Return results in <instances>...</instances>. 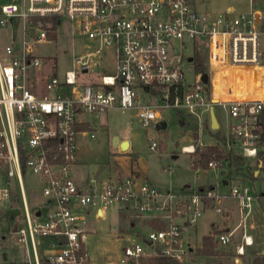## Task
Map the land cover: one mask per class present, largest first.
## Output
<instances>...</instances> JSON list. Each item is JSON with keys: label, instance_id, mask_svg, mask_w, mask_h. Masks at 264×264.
<instances>
[{"label": "built area", "instance_id": "2783aa9c", "mask_svg": "<svg viewBox=\"0 0 264 264\" xmlns=\"http://www.w3.org/2000/svg\"><path fill=\"white\" fill-rule=\"evenodd\" d=\"M15 18L20 21V40L6 44L0 53V209L15 205L20 192L26 226L16 230L17 240L25 245L30 241L36 248L37 237L46 238L44 255L52 264H92L85 244L86 214L80 209L92 207L95 216L102 217L107 206L115 205L163 220L161 226L145 232L122 234L124 246L117 264H141L151 257L180 260L188 250L183 229L195 226L209 207L223 214L217 205L222 196L214 188L192 194L162 190L135 176L91 177L86 187V183L78 185L71 171L79 148V116L135 110L145 130H162L157 125L166 121L167 126L164 113L169 111L190 119L199 133L205 114L218 107L225 117L226 146L232 155L237 144L243 157L262 165L264 0H249L248 11L235 17L231 9L199 11L194 0L2 3L0 27ZM62 24L71 43L81 38L93 43L94 50L74 57L72 68L59 75L56 57L36 55L33 48L56 39ZM188 47L191 53H186ZM104 49L114 52L115 72L100 75L95 83L80 81L90 74L89 57ZM205 49L207 64L197 58ZM253 75L260 78L259 94L250 93ZM149 140V148L156 151L159 143ZM208 147L198 137L181 151L193 155ZM226 164L224 158L214 156L206 168L221 170ZM27 174L37 178L46 203L53 207L44 220L28 208L23 186ZM251 185L245 178L230 184L228 197L235 201L238 222L214 235L216 243L224 246L240 229L239 256L253 243L247 234L256 198Z\"/></svg>", "mask_w": 264, "mask_h": 264}, {"label": "rangeland", "instance_id": "374dc122", "mask_svg": "<svg viewBox=\"0 0 264 264\" xmlns=\"http://www.w3.org/2000/svg\"><path fill=\"white\" fill-rule=\"evenodd\" d=\"M9 0H0V5ZM17 1V0H16ZM194 4L199 11L223 12L231 9L232 16L237 13L247 12L249 9V0H194ZM67 26H59L57 38L52 41L37 44L33 48L36 55L43 57H56L57 73L63 74L66 70L72 68L74 57L92 52L93 43L81 38H76L73 43L70 40V33ZM21 36L19 18H15L5 27H0V53L6 44L11 42L18 43ZM186 53H191L188 47ZM201 62L207 64L206 49L201 52ZM90 69L89 75H83L80 81L96 80L102 74H113L115 72L114 52L112 49H104L101 53L89 57ZM239 77L244 75L243 71L237 73ZM251 75V74H248ZM247 75V76H248ZM249 80V77L247 78ZM259 82V75H253L252 87L250 92L257 90L256 84ZM221 85V84H218ZM216 86L218 92L219 86ZM141 92V91H140ZM217 115L220 116V110L215 107ZM165 118L167 127L162 130L149 128L145 130L136 117L135 110L121 111L119 109H110L101 114L91 115L84 114L82 119L89 122V134L83 135L81 147L76 153V170L81 169L85 174L93 175L95 169L109 171L122 169L126 160L130 161V174L122 176L126 178L134 176V169H138L143 182L155 186L181 188L183 184H190L191 190H196L198 185L205 184L213 186L214 192L221 195L217 205L224 211L232 210L229 217L233 220L232 225L237 222V211L235 201L228 197L230 184L236 182L238 178H245L253 182V190L256 198L253 201L251 215L248 219L247 234L253 238V245L244 249V258L236 254V246L240 243V229L233 236L229 244L219 245L216 242L214 254L202 255L198 248L201 246L203 235L210 233H221L225 227L230 224L231 219L214 209H206L199 217L193 227L183 229L182 238L186 245L187 253L177 262V264H264L262 260V248H264V156L260 161L255 158L243 157L237 144L233 145L232 152L235 157H240L243 165L237 163L232 157L230 149L226 146L228 131L222 126V131L218 128L212 129L209 124L207 129L199 132L195 131V123L190 121L189 127L180 126L176 117L166 111ZM113 136H118L124 141L129 139L131 147L129 150L124 149L113 143ZM209 144L216 145L220 150L227 154L224 160L227 162L223 169H207L203 164H198L200 153L193 155L185 154L181 151V146L187 143H196L197 138ZM157 140L158 147L156 151L149 148V139ZM194 138V139H193ZM210 147V146H209ZM117 149L120 150L119 153ZM219 150V149H218ZM124 151V152H123ZM127 152V153H126ZM200 166V172L196 173L193 169ZM259 170L260 175H254L253 171ZM205 171V172H204ZM259 175V177H258ZM137 179V178H136ZM227 179V183L224 180ZM254 180V181H253ZM88 179L86 180V182ZM85 182V183H86ZM84 183V184H85ZM83 184V185H84ZM88 183L84 185L86 187ZM25 198L32 212L39 210L41 215L47 212V208L42 206L43 195L37 178L27 174L23 180ZM208 188V187H205ZM171 190V189H170ZM175 190V189H172ZM15 207L11 209H0V226H5L7 220L11 217H23L24 210L20 192H16ZM89 207V206H88ZM89 214L85 215L86 225V249L89 259L94 264H117L122 255L124 241L120 238L122 234L130 235L136 232H144L145 228L159 227L163 224L160 217L141 215L129 208H116V206H107L104 209L102 217L94 215V208H88ZM82 214V213H81ZM85 214V213H84ZM83 214V215H84ZM223 216L226 217L223 219ZM214 223V224H213ZM231 225V226H232ZM113 226H116L114 229ZM216 236V235H215ZM131 240L136 241L135 237ZM262 252V253H261Z\"/></svg>", "mask_w": 264, "mask_h": 264}, {"label": "crops", "instance_id": "0c3cea01", "mask_svg": "<svg viewBox=\"0 0 264 264\" xmlns=\"http://www.w3.org/2000/svg\"><path fill=\"white\" fill-rule=\"evenodd\" d=\"M99 78H100V76L96 80H90V81H85V82H94L95 83V82H98L99 81ZM259 82H260V78H259ZM254 87L255 88L257 87V90H254L252 93H258V89L260 88V83L256 84V86H254ZM171 113H172V116L173 117H176V120H178L177 123L180 122V126H182V127H189V125L191 124L190 123L191 120L188 119L187 117L183 116L181 113H175V112H171ZM84 114H87V113H83V114H81L79 116L80 123L78 124V130L80 132L78 133V136H77V140H78V143H79V147H81V140H80V138L83 135H86V134H89V136H90V133H87L89 131V129H90L89 122L86 119H82L81 118V116L84 115ZM215 116H216L217 121H218V130L220 129V131H222V126L226 128L225 117H224L223 113L221 112V110H220V116L217 115V111L215 110ZM204 118H205L204 119V126H203L202 129H207L208 124L210 126V112H208V114H205ZM168 119H167V121H168ZM198 135H199V133H198ZM126 141H128L127 150H129L130 147H131V142H130L129 139H127ZM187 144H189V143H187ZM187 144H183V145H187ZM209 146H216V145L215 144L214 145L211 144ZM117 150H118L117 153H119L120 150L122 152L123 149H117ZM78 152H79V150H78ZM232 157H234L237 160V162H239L240 165L242 164L241 163L242 160L240 159V157H235L234 156V153H233ZM129 164H131V162L128 161V160H126L125 163L122 166V169L112 170V171L111 170H109V171L101 170V172H100L98 169H95V171L93 172V175L91 176L90 173L89 174H85L86 172L85 171L82 172L81 169L76 170V167L78 165H76V163H74V165L72 167L71 173H72V177H73L74 181L78 185H83L86 182V180L89 179V178H91V177H95V178H97L99 180H107V179H112V178H115V177L127 176L131 172L130 171ZM77 168H81V166H79ZM134 170H135L134 176L137 178V181L142 182L143 179L140 176L139 170L137 168L134 169ZM193 170L196 173L200 172L199 170H195V169H193ZM253 173H254V175H256V174H259L260 175V171L259 170H254ZM259 175H258V177H259ZM224 182L227 183V179L224 180ZM189 185L190 184H183L182 187L179 188V189H177V188H171L170 186L167 187V188L166 187H163V186H161V187L160 186H155V185H153V186H155V187H157L159 189H162V190H168V189H171L172 190V189H175L173 191L179 192V193H182V194H192V193H195L197 191L202 190L205 187L214 188L213 186H207L205 184H200V185H198V187H197L196 190H193V189L191 190V188H190ZM45 199L46 198L43 197L42 206L46 207L48 210H47V212H45L44 215H41V212L39 210H35V212H32L30 210V208H29V205H28V208H29V210L32 213H35L36 214L37 211L40 212V215L38 216V220H44V218L46 217L47 213L53 208V207H51L52 205L46 203V202H49V201L48 200H45ZM13 207H15V205H13L10 208H5L3 210L11 209ZM235 207H236V204H235ZM88 208H91L92 209V207H86V208L80 209V212L85 213L87 215V214H89ZM229 208H231V207H228V209ZM207 209H213V208L212 207H209ZM228 209L226 211H224L223 215H226L229 219H231L232 216L229 213L232 212L233 209H231V210H228ZM97 213H99V211H97ZM94 215H95V209H94ZM103 215H104V210H103ZM229 215L231 216V218L229 217ZM224 218H226V217L223 216V219ZM232 221L233 220L231 219L230 224L227 225L224 228L225 230L231 229V228L235 227L236 224H237V222H238V218H237V222L234 225L231 224ZM25 226H26V221L24 219V216L23 217L22 216L21 217H17V216L11 217V218H9L7 220V223H6L5 226H0V264H52L51 262H49L45 258V255H44L45 254V252H44L45 251V247H46V244H47V239L46 238H44V237H37V239L35 241L36 248L33 247V245L31 244L30 241H28L26 243V245H25V244H22L21 242H19L17 240L16 230L18 228L25 227ZM113 228L115 229L116 226H113ZM146 230H147V228H145V231ZM237 231H239V229H237L234 232V234ZM212 234L213 233H210V234H207V235H212ZM239 235H241V230H240V234ZM203 236H205V235H203ZM85 243H86V240H85ZM252 245H253V243H252ZM252 245L246 246L245 248L247 249V248L251 247ZM262 252L264 253V248H262ZM241 257L244 258L245 256L243 255ZM91 263L94 264L93 262H91Z\"/></svg>", "mask_w": 264, "mask_h": 264}, {"label": "trees", "instance_id": "16d2710c", "mask_svg": "<svg viewBox=\"0 0 264 264\" xmlns=\"http://www.w3.org/2000/svg\"><path fill=\"white\" fill-rule=\"evenodd\" d=\"M214 156H217V158H224L227 156V154L224 153V150L222 149L220 150L219 147L210 146L205 151L200 153V160L198 164H203V166H205L204 168H206L207 161ZM214 235L215 233L212 235H205L202 237L201 246L200 248H198L200 254L202 255L214 254V249L216 246ZM262 258H263L262 260L264 261V254L262 255ZM141 264H177V262L167 257H151L144 259L141 262Z\"/></svg>", "mask_w": 264, "mask_h": 264}, {"label": "water", "instance_id": "95a60500", "mask_svg": "<svg viewBox=\"0 0 264 264\" xmlns=\"http://www.w3.org/2000/svg\"><path fill=\"white\" fill-rule=\"evenodd\" d=\"M203 80L205 81L206 80V75H203ZM210 127L212 129H216L218 128V121H217V118L215 116V113H214V110L213 109H210ZM157 128H166V121H161L158 125H157ZM113 143H118V145H120V147L124 148V149H127V145H128V141L124 140V141H120V139L117 137V136H114L113 139H112ZM126 147V148H125ZM242 163V161H241ZM261 164L259 163V166ZM40 212L37 211L36 212V216H39Z\"/></svg>", "mask_w": 264, "mask_h": 264}, {"label": "bare ground", "instance_id": "6f19581e", "mask_svg": "<svg viewBox=\"0 0 264 264\" xmlns=\"http://www.w3.org/2000/svg\"><path fill=\"white\" fill-rule=\"evenodd\" d=\"M253 91H254V90H253ZM253 91H252V92H253ZM259 93H260V88L258 89V93H257V94H259ZM127 147H128V145H127Z\"/></svg>", "mask_w": 264, "mask_h": 264}]
</instances>
